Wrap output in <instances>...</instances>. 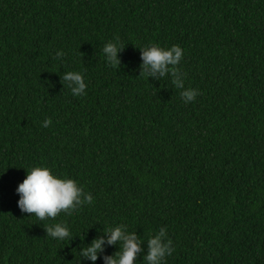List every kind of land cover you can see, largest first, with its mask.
<instances>
[{"label": "trees", "instance_id": "obj_1", "mask_svg": "<svg viewBox=\"0 0 264 264\" xmlns=\"http://www.w3.org/2000/svg\"><path fill=\"white\" fill-rule=\"evenodd\" d=\"M152 44L183 49L193 101L169 74H140ZM33 166L92 203L22 214L15 187ZM56 223L69 242L47 234ZM120 223L145 239L134 264L161 227L165 264H264V0H0V264H93L79 250L105 237L102 264L118 250L103 230Z\"/></svg>", "mask_w": 264, "mask_h": 264}, {"label": "clouds", "instance_id": "obj_2", "mask_svg": "<svg viewBox=\"0 0 264 264\" xmlns=\"http://www.w3.org/2000/svg\"><path fill=\"white\" fill-rule=\"evenodd\" d=\"M123 45L118 39L108 41L102 48L106 64L117 67L119 65L118 51ZM142 61L141 75L169 74L171 83L181 89L180 95L185 103H189L199 94L196 89L185 88L181 79L178 65L183 56V49L179 45L162 47L152 44L148 47H140ZM64 53L57 50L55 59L58 60ZM63 80L71 90L72 95H84L86 84L82 74L75 71L66 72ZM51 123L50 119L42 122L43 127ZM18 194L16 205L19 211L34 215L37 220L54 219L59 213L70 214L83 204H91L93 197L83 191L76 180L63 175L55 174L46 166H33L26 172L25 177L16 187ZM47 234L57 241L72 238L68 227L63 223H56L45 229ZM106 234V243L116 245V250L111 255L101 257L102 264H134L137 254L142 251L140 245L144 238L137 236L134 231H129L126 224H115L103 230ZM105 237L93 238L86 246L80 248L79 256L93 262L98 258V253L103 251ZM171 239L167 236L164 227L146 238L147 252L143 255L144 264H165V258L174 251Z\"/></svg>", "mask_w": 264, "mask_h": 264}]
</instances>
